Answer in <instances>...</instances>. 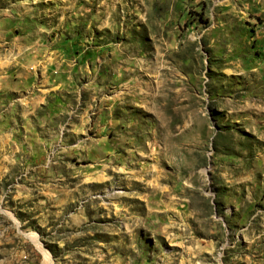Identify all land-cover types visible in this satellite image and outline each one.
Wrapping results in <instances>:
<instances>
[{
  "label": "rangeland",
  "instance_id": "obj_1",
  "mask_svg": "<svg viewBox=\"0 0 264 264\" xmlns=\"http://www.w3.org/2000/svg\"><path fill=\"white\" fill-rule=\"evenodd\" d=\"M0 264H264V0H0Z\"/></svg>",
  "mask_w": 264,
  "mask_h": 264
}]
</instances>
